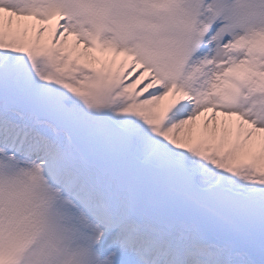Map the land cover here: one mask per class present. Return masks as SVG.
Instances as JSON below:
<instances>
[{"label": "snow or ice", "instance_id": "snow-or-ice-1", "mask_svg": "<svg viewBox=\"0 0 264 264\" xmlns=\"http://www.w3.org/2000/svg\"><path fill=\"white\" fill-rule=\"evenodd\" d=\"M0 264H264V0H0Z\"/></svg>", "mask_w": 264, "mask_h": 264}]
</instances>
